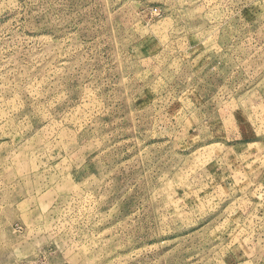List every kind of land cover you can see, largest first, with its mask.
Masks as SVG:
<instances>
[{
	"label": "rangeland",
	"instance_id": "1",
	"mask_svg": "<svg viewBox=\"0 0 264 264\" xmlns=\"http://www.w3.org/2000/svg\"><path fill=\"white\" fill-rule=\"evenodd\" d=\"M0 264H264V0H0Z\"/></svg>",
	"mask_w": 264,
	"mask_h": 264
}]
</instances>
